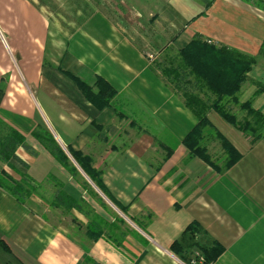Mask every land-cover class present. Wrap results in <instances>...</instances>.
Returning a JSON list of instances; mask_svg holds the SVG:
<instances>
[{"label": "crops", "instance_id": "1", "mask_svg": "<svg viewBox=\"0 0 264 264\" xmlns=\"http://www.w3.org/2000/svg\"><path fill=\"white\" fill-rule=\"evenodd\" d=\"M113 1L101 3L112 9ZM131 1L147 7L151 23L133 14L134 29L119 36L112 63L98 70L72 52L58 67L47 66L46 2L0 0V118L24 137L14 158H0V264H189L170 244L192 222L223 247L210 264H264V135L252 143L209 110L207 152L220 133L240 157L217 171L193 155L182 141L198 120L142 51L147 45L179 51L198 35L251 55L255 62L236 97L264 112L257 86H264V0ZM102 18L111 31L113 23ZM65 71L94 92L100 76L115 95L99 107ZM37 127L50 132L76 173L32 135ZM70 151L90 160L124 211ZM58 192L88 205L104 224L123 219L134 226L90 238L86 213L54 204Z\"/></svg>", "mask_w": 264, "mask_h": 264}, {"label": "trees", "instance_id": "2", "mask_svg": "<svg viewBox=\"0 0 264 264\" xmlns=\"http://www.w3.org/2000/svg\"><path fill=\"white\" fill-rule=\"evenodd\" d=\"M179 56L181 58L180 63L162 71V73L174 84L175 88L182 91L185 105L198 120L197 124L189 131L182 142L193 155L200 157L217 171L225 170L239 159L240 153L228 139L220 133H216L222 148L228 156V160L224 168L211 162L206 147L200 144V141L204 137V128L210 126L207 113L209 110H214L227 123L237 128L243 134L249 132L254 134L250 138V142L252 143L263 134L258 133V131L263 125L264 112L251 107L250 101L241 103L242 109H246V116H251L255 123L258 124V126L253 127L247 117L242 121H238L235 115L228 112L227 105L230 101L238 103L236 95L240 91L242 83L246 80L247 73L254 64L255 58L224 45L217 46L198 35L179 50ZM65 73L76 84L85 98L99 107L108 105L115 95L114 88L100 76L96 78L95 85L97 91L94 92L89 85L78 77L68 71H65ZM189 77H193L195 84L193 87L197 88L195 90L198 92L187 88L186 84L192 83ZM257 86L258 91L264 90L263 85L257 84ZM201 92L204 97L200 95ZM205 92L210 93L212 97H206ZM32 135L66 169L76 173V169L71 166L70 160L61 150L50 132L42 127H37L32 131ZM23 144V135L0 118V158L3 160L14 158L16 156V149ZM70 152L74 160L94 184L111 199L100 180L99 173L90 167V160L78 152ZM54 204L78 209L80 206L77 201L68 197L64 192L57 193ZM117 206L124 211L123 207ZM103 227H105V224L98 218L91 219L87 224L88 236L90 238L99 237L103 232ZM0 242L3 244L1 240ZM202 242L204 243L202 244ZM193 249H197L200 252L199 255L202 257V262L199 264L213 262L223 251V247L217 241L211 239L197 222H192L186 226L181 235L170 244V250L189 264L192 259L190 258V254ZM195 258L198 257L195 256Z\"/></svg>", "mask_w": 264, "mask_h": 264}, {"label": "rangeland", "instance_id": "3", "mask_svg": "<svg viewBox=\"0 0 264 264\" xmlns=\"http://www.w3.org/2000/svg\"><path fill=\"white\" fill-rule=\"evenodd\" d=\"M44 1L47 4V14L51 21L50 38L47 42V57L45 62L47 66L52 68L58 67L60 59L65 53L72 52L74 58L78 59V63L91 65L98 70L102 69L104 65L108 66V64L112 63L110 57L116 55L118 52L119 36L123 38L125 32L128 35L129 32L134 29L133 27L131 28L129 24L130 22L135 21V17L132 15L134 14L137 18H140L149 25L152 19L148 15L147 7L136 4L131 0H123L122 5L119 2L120 0L113 1V10L101 3V0ZM102 17L113 23L111 31H105V28L102 25L105 21ZM104 32H106V34ZM147 47H149V49ZM147 47L144 46L142 49L146 61L151 67L158 68L163 75L165 82L182 97V91L175 88L174 84L162 73V71L180 63L181 58L179 56V51L174 50L170 45H165L161 49H155L156 46L150 47L147 45ZM12 58L14 64L17 66L19 64L18 58H16L15 55H12ZM189 78L192 83L188 85L186 84L187 88L189 90H194V92H198L195 90L197 88L193 87L195 86L193 77ZM202 92L200 93L201 96H203ZM205 94L208 98L212 97L208 92H205ZM36 100L39 102L38 95H36ZM232 104V108L228 107V112L235 115L238 121H242L247 117L246 109H242L241 103L232 102ZM247 119L251 122L253 127L258 126L251 116H248ZM262 124L263 125L258 133L264 134V121ZM244 135L250 140V138L253 137L251 135L254 134L249 132ZM203 139L204 137L200 141V144L207 149V144H204ZM217 140H213L210 143L208 147L210 148V153H208V155L212 163L224 168L228 156L222 148L218 138ZM222 156L224 158H221ZM79 210L86 213L89 218L88 222L93 219L91 213L92 210L88 205L81 204ZM132 226H134L132 222L123 219H116L115 223L105 224L102 233L107 231L111 233L116 227L121 233L124 232L123 230L128 232ZM203 243L204 242H202V244ZM196 253L200 252L197 249H193L190 258L193 259L196 256Z\"/></svg>", "mask_w": 264, "mask_h": 264}, {"label": "built area", "instance_id": "4", "mask_svg": "<svg viewBox=\"0 0 264 264\" xmlns=\"http://www.w3.org/2000/svg\"><path fill=\"white\" fill-rule=\"evenodd\" d=\"M196 256L198 258L194 257L193 259H191L190 264H199L202 262V257L199 255V253H196Z\"/></svg>", "mask_w": 264, "mask_h": 264}]
</instances>
